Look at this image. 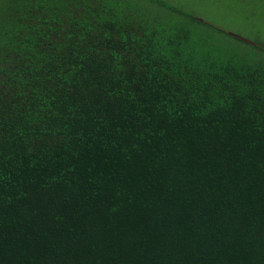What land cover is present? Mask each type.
Wrapping results in <instances>:
<instances>
[{
  "label": "trees",
  "instance_id": "16d2710c",
  "mask_svg": "<svg viewBox=\"0 0 264 264\" xmlns=\"http://www.w3.org/2000/svg\"><path fill=\"white\" fill-rule=\"evenodd\" d=\"M203 16L0 0V264H264V37Z\"/></svg>",
  "mask_w": 264,
  "mask_h": 264
},
{
  "label": "rangeland",
  "instance_id": "374dc122",
  "mask_svg": "<svg viewBox=\"0 0 264 264\" xmlns=\"http://www.w3.org/2000/svg\"><path fill=\"white\" fill-rule=\"evenodd\" d=\"M182 1L186 2L188 10L195 11L200 16H203L205 12L210 19L219 23L225 30L246 37H264V0ZM259 51L257 50V54L262 55Z\"/></svg>",
  "mask_w": 264,
  "mask_h": 264
}]
</instances>
